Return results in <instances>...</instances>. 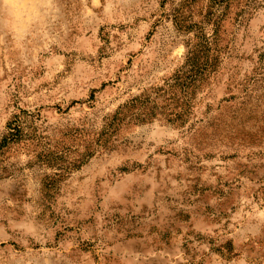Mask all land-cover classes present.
I'll return each instance as SVG.
<instances>
[{"label": "rangeland", "instance_id": "1", "mask_svg": "<svg viewBox=\"0 0 264 264\" xmlns=\"http://www.w3.org/2000/svg\"><path fill=\"white\" fill-rule=\"evenodd\" d=\"M209 5L0 0V264H264V0ZM218 16L178 121L157 90Z\"/></svg>", "mask_w": 264, "mask_h": 264}, {"label": "trees", "instance_id": "2", "mask_svg": "<svg viewBox=\"0 0 264 264\" xmlns=\"http://www.w3.org/2000/svg\"><path fill=\"white\" fill-rule=\"evenodd\" d=\"M233 1L236 0H209V6L211 9L215 7L220 9L227 8ZM211 15L214 16L215 12ZM219 23V16L213 18L214 28L210 36L204 33L202 27L197 25L193 26L195 29L194 40L187 44V53L183 65L165 83L162 89L157 90L158 92H162L161 96L167 103H174V114L178 121L186 117L191 111L192 95L195 90L218 68L220 61V50L217 44ZM149 99L150 96H140L130 101L123 107V110L131 112L136 107L145 109L146 104L149 103ZM7 127L8 130H11L10 125ZM14 131L16 133L15 136L9 133L8 137L1 140L0 149L19 140V137H16L19 135L20 130L14 128Z\"/></svg>", "mask_w": 264, "mask_h": 264}]
</instances>
